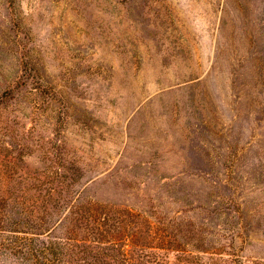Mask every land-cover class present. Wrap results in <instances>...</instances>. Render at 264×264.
<instances>
[{
    "label": "rangeland",
    "instance_id": "obj_1",
    "mask_svg": "<svg viewBox=\"0 0 264 264\" xmlns=\"http://www.w3.org/2000/svg\"><path fill=\"white\" fill-rule=\"evenodd\" d=\"M0 264H264V0H0Z\"/></svg>",
    "mask_w": 264,
    "mask_h": 264
}]
</instances>
